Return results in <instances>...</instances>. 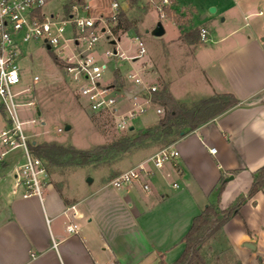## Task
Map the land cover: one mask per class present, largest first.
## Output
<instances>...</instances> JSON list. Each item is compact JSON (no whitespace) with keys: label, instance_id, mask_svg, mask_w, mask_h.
<instances>
[{"label":"crops","instance_id":"0c3cea01","mask_svg":"<svg viewBox=\"0 0 264 264\" xmlns=\"http://www.w3.org/2000/svg\"><path fill=\"white\" fill-rule=\"evenodd\" d=\"M213 1L222 21L232 25L222 32L206 25L209 38L218 37L211 46L216 78L210 85L213 92L233 93L239 104L175 141L179 156L163 166L149 161L160 145L134 149L120 159L125 163L109 166V177L82 193L70 195L51 183L43 201L22 197L12 191L18 162L1 158L0 264L171 263L183 251L193 218L213 200L223 172L222 209L248 191L252 173L264 165V0ZM195 3L176 7L193 12ZM141 163L150 171L144 176L148 191L139 184L109 185ZM71 205L76 216L66 211ZM70 222L78 224L77 233L66 231ZM224 232L242 264H264V190L242 205Z\"/></svg>","mask_w":264,"mask_h":264},{"label":"rangeland","instance_id":"374dc122","mask_svg":"<svg viewBox=\"0 0 264 264\" xmlns=\"http://www.w3.org/2000/svg\"><path fill=\"white\" fill-rule=\"evenodd\" d=\"M70 1L50 0L44 10L47 14L53 13L58 18L66 19L69 18L68 14L71 11H75L71 8L74 4L78 8L75 12L80 17L89 15L109 18L113 12L111 7L113 0H84L82 3H70ZM118 1L123 8L121 12H125L135 22L136 33L120 34L117 44L114 45L110 41L117 38L109 32L104 34L99 32L100 37L92 53L98 62L107 65L104 80L106 79L113 85H125L128 89L133 87L132 82L128 79V74L136 70L148 81L155 83L158 86V91L162 90L165 83L170 82V90L173 95L189 104L217 93L213 92L210 85V81L216 78V67L212 65L210 56L211 46L218 37L212 35L207 41H202L199 38L196 44L190 45L187 40L180 39L179 35L181 30L192 27L207 29L206 25H208L212 29L216 27L221 32L230 27L231 22H223V15L219 11L211 10L216 8V4L220 5L218 1L175 0L176 6L180 7L196 1L197 4H194L196 10L193 11L194 16L191 21H189L187 12L183 9L178 10V8L177 11H173L178 16L173 17L171 13L172 16L168 17L163 8L162 0H138L135 4H131L130 0ZM66 4L70 5L69 13H66ZM84 4L90 5L88 11L82 9ZM161 10H163L164 16H162ZM158 22L162 23L164 32L161 35H154L153 30ZM112 26V22L107 23L108 29H111ZM136 35L141 38L145 46V53L139 59L132 60L130 63L118 54L115 56L106 55V50L113 51L114 49H117L118 53L123 52L128 56L135 55L138 44L132 42V38ZM73 37L74 27L69 23L66 26L65 38L71 39ZM62 43L65 44L66 42L63 41ZM82 47L85 49L84 46ZM82 47L72 48L77 55ZM22 50L21 64L25 72L26 82H29L35 74L40 76V81L36 86L37 107L40 110V115L36 108L28 106L18 108L23 120L36 118L45 122L43 126L36 124L29 128L26 127L31 139L35 142L55 141L89 149L107 143L127 132L135 134L138 129L155 123L163 113V109L160 114L155 111V106L160 105L150 107L147 112L133 121L134 130L131 131L117 129L114 120L108 115L94 119L92 111L88 108L87 98L78 93L74 82L66 73L67 57L72 56V52L68 48L65 47L59 53L54 49H47L42 46L41 42H31L25 44ZM116 94L118 95V93ZM0 119L3 126L0 128L1 130L6 126L1 110ZM67 125L70 126L69 129H66ZM58 128H62L63 131L58 132ZM160 146L162 147V145ZM2 158H14L17 162L24 160L20 148L8 152ZM120 162L125 163L126 159H122ZM110 165L112 166V164L105 163L97 166L52 168L50 172L51 183L55 187L58 184L70 195L82 193L88 188H94L102 181L101 178L109 177L113 173V171H109ZM208 254L209 264H235V258L230 252L226 251L217 255L211 249Z\"/></svg>","mask_w":264,"mask_h":264},{"label":"built area","instance_id":"2783aa9c","mask_svg":"<svg viewBox=\"0 0 264 264\" xmlns=\"http://www.w3.org/2000/svg\"><path fill=\"white\" fill-rule=\"evenodd\" d=\"M49 1L0 0V110L6 121V126L0 130V146L3 147L0 159L15 149L22 150L24 160L14 165L12 191L25 198L36 196L41 201L44 199L45 187L51 184V173L44 160L33 154L30 144L35 141L31 139L26 127L36 124L43 126L45 122L36 118L23 120L18 111L20 106H28L36 108L40 115L36 99V86L40 76L35 74L29 82L25 80V72L21 64L22 47L25 44L41 42L42 46L59 53L65 47L68 48L72 56L67 57L65 69L78 93L87 98L90 111L110 116L119 130H129L130 126L134 125V120L147 112L150 107L158 105L154 101V95L158 91L155 83L148 81L135 70L128 74L133 87L126 89L125 85H113L104 80L107 65L98 62L92 53L100 37L99 32L112 34L107 23L116 22L123 10L118 0H113L111 3L113 12L109 18L89 15L80 17L76 14L78 8L74 4L71 8L76 12L71 11L67 19L58 18L53 13L47 14L44 8ZM162 3L170 4L171 0H162ZM82 9L88 11L90 5L84 4ZM161 11L164 16L163 10ZM69 23L74 27V37L66 39L65 31ZM107 37L109 39V36ZM200 39L209 40V32L206 28L200 29ZM116 40L118 41L119 38ZM63 41L66 43L63 44ZM132 42L138 44L135 55L114 53V50H106V55L118 54L131 63L145 53L144 43L138 35L132 38ZM72 47H82V50L76 55ZM155 111L160 114L162 108L155 106ZM62 131V128H58V132ZM177 156H179V150L175 143H171L160 147L150 156L149 161L155 168H159L166 161L175 159ZM149 173V169L141 163L112 178L109 185L120 188L139 184L144 191H148L149 184L144 176ZM69 209H72V215L76 216L75 205L68 206L66 211ZM78 227L77 223L70 222L66 225V231L74 234L78 232Z\"/></svg>","mask_w":264,"mask_h":264},{"label":"trees","instance_id":"16d2710c","mask_svg":"<svg viewBox=\"0 0 264 264\" xmlns=\"http://www.w3.org/2000/svg\"><path fill=\"white\" fill-rule=\"evenodd\" d=\"M137 1L130 0V3L135 4ZM174 1L171 0L170 4L163 5L168 17L178 16L173 12L177 11L176 1ZM73 2L82 3L84 0L70 1V3ZM69 7L70 5H65L66 13L70 12ZM183 11L187 12L189 21H191L192 10L183 9ZM112 25L111 31L115 38H119L122 33H136L135 22L125 12H120L119 18L116 22H112ZM180 38L194 44L199 41L200 28L192 27L181 30ZM154 101L162 107L163 113L155 123L138 129L135 134L127 132L107 143L89 149L55 141H36L30 144L31 150L33 154L44 160L50 172L52 168L63 169L66 167L97 166L105 163L113 164L134 149L174 143L200 125L239 104V99L233 93H215L189 104L187 101L176 99L172 95L169 83H165L162 90L155 93ZM92 113L94 119L105 117L103 116L105 114ZM252 177V184L248 191L240 194L227 208L222 209L219 202L227 183V174L223 172L213 189V200L193 218L190 228L183 236L184 248L181 254L171 263L161 259L159 264H209L208 252L211 249L217 255L226 251L233 254L232 246L224 232V226L233 216L239 214L244 203L258 191L264 190V165L254 171ZM56 188L61 190L58 184ZM234 258L235 264H242L235 256Z\"/></svg>","mask_w":264,"mask_h":264},{"label":"water","instance_id":"95a60500","mask_svg":"<svg viewBox=\"0 0 264 264\" xmlns=\"http://www.w3.org/2000/svg\"><path fill=\"white\" fill-rule=\"evenodd\" d=\"M211 10H212V11H215V8H212ZM163 32H164L163 25H162L161 22H158L157 25H156V27H155L154 30H153V34H154V35H161V34H163ZM111 43L115 45V44L117 43V40H111ZM116 52H117V50L114 49V53H116ZM69 128H70V126L67 125V126H66V129H69ZM129 130H130V131H131V130H134V125H131L130 128H129ZM230 178H231V177H230ZM230 178H229V179H230ZM89 180L91 181L92 179L90 178Z\"/></svg>","mask_w":264,"mask_h":264}]
</instances>
